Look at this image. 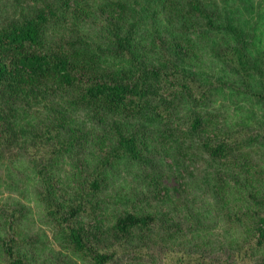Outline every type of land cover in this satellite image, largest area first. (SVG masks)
Returning <instances> with one entry per match:
<instances>
[{
	"label": "trees",
	"instance_id": "trees-1",
	"mask_svg": "<svg viewBox=\"0 0 264 264\" xmlns=\"http://www.w3.org/2000/svg\"><path fill=\"white\" fill-rule=\"evenodd\" d=\"M98 2L88 34L91 0H41L0 23V186L21 187L51 231L26 229L21 200L0 204V264H53L51 240L54 264H264L257 25L201 0L144 16ZM167 161L191 174L176 195L158 175ZM131 175L150 176V196L127 189Z\"/></svg>",
	"mask_w": 264,
	"mask_h": 264
},
{
	"label": "rangeland",
	"instance_id": "rangeland-1",
	"mask_svg": "<svg viewBox=\"0 0 264 264\" xmlns=\"http://www.w3.org/2000/svg\"><path fill=\"white\" fill-rule=\"evenodd\" d=\"M41 0H0V23L8 17H19L22 13H24L27 9H29L30 6L33 4L40 2ZM98 1H103V0H91V8L88 10L90 11L89 19H87L86 23L82 24V30L83 32L87 33L90 31L88 29V25H90V28L93 26V23L95 24H101L102 20L101 18L105 15V11L101 14L99 9L95 8L96 4ZM188 0H127V3L129 4L130 7L135 9V11L138 14L141 15H148L152 14L154 11H163L164 9H168L167 11H170L169 8H171V12L179 11V3L186 4ZM204 1V3L207 4L208 8L212 12H217L219 14H226L229 16H236L239 15V19L242 21L244 19L249 18V24L251 25H257V28L255 30V36L260 39L259 46L262 47L259 50H264V0H201ZM99 3V2H98ZM71 5L77 4L78 11L81 7H85L83 3L78 2V3H70ZM87 9V8H86ZM108 9V8H107ZM231 12V10H233ZM86 10L85 12H88ZM158 13V12H157ZM162 13V12H161ZM130 15V14H129ZM92 16L94 17L93 20ZM130 17H134L130 15ZM149 18V17H148ZM242 18V19H241ZM93 21V23H92ZM176 22V21H175ZM245 22V21H244ZM177 24V23H175ZM261 67L264 70V64L261 65ZM253 75L257 77V71H252L251 72ZM168 159V158H167ZM69 159H66V167L68 166ZM170 163V162H169ZM167 161V164H163L161 168H158L159 173L158 175L160 176L162 174L163 182L169 187L165 190L168 191V193L175 194V191L173 190V186H178L183 179H188L191 178V174L187 173L186 170H183L181 167L179 170L176 169L175 165L173 163L169 164ZM20 170H22L24 173L28 172L29 169H26V166L24 164L19 165ZM186 168H191L190 165H188ZM137 168L134 167H128V172H131V174L136 173ZM5 173V171H3ZM142 174V172H141ZM201 175L200 173H198ZM17 175V174H16ZM16 175H12L14 180H16ZM153 175H157L153 173ZM194 175L197 176V172L194 173ZM19 176V175H17ZM140 177L143 175H139ZM183 178H182V177ZM144 177V176H143ZM150 179V176H148L143 183L135 184V182L132 179V175L128 179V185L127 189L131 190L134 189V192L139 194V195H147L150 196V193L147 192L146 186L147 183ZM162 186V185H160ZM21 187H17L15 185H7L6 187L2 183L0 186V204H3L5 202L7 203H13L15 199H19L22 202L26 203L27 205L31 206L32 210V219H30V223L26 227L28 228L30 232L34 233L36 230H38V233L42 235V238H45V234L48 236L51 235V231L49 230V227L41 222V220L38 217L39 214V208L35 206L32 201L27 200L23 195H21L20 189ZM124 190H126L124 188ZM163 192V191H162ZM110 193H113V187L110 191ZM181 196H184V193L181 192ZM152 205L160 210H166L167 208L169 209L170 206V201L164 203L163 205H160L162 203L155 202L151 200ZM33 221V222H31ZM51 240V238H49ZM51 253H44L45 256H47L51 262L54 264V260L60 261L61 259L59 258L58 260L55 259V257L58 255V250L59 248L53 244L51 240L50 247ZM62 255V253H61ZM42 259H40L41 261ZM48 262V261H47ZM47 262L43 264H48ZM81 264V263H80Z\"/></svg>",
	"mask_w": 264,
	"mask_h": 264
}]
</instances>
